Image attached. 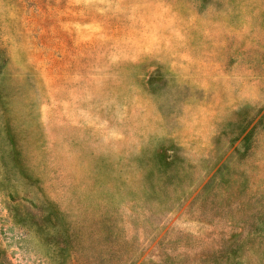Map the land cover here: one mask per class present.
<instances>
[{
    "label": "rangeland",
    "instance_id": "rangeland-1",
    "mask_svg": "<svg viewBox=\"0 0 264 264\" xmlns=\"http://www.w3.org/2000/svg\"><path fill=\"white\" fill-rule=\"evenodd\" d=\"M0 264H264V0H0Z\"/></svg>",
    "mask_w": 264,
    "mask_h": 264
}]
</instances>
